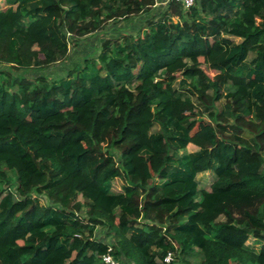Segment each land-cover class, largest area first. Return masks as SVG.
I'll list each match as a JSON object with an SVG mask.
<instances>
[{
  "label": "trees",
  "instance_id": "trees-1",
  "mask_svg": "<svg viewBox=\"0 0 264 264\" xmlns=\"http://www.w3.org/2000/svg\"><path fill=\"white\" fill-rule=\"evenodd\" d=\"M156 2L0 0V264H264V0Z\"/></svg>",
  "mask_w": 264,
  "mask_h": 264
},
{
  "label": "rangeland",
  "instance_id": "rangeland-1",
  "mask_svg": "<svg viewBox=\"0 0 264 264\" xmlns=\"http://www.w3.org/2000/svg\"><path fill=\"white\" fill-rule=\"evenodd\" d=\"M159 8L160 6H157L156 8H154L152 13L157 15L159 12H161ZM144 21H145V16H138V17L131 18L130 20L126 22L125 21L120 22V23L109 22L103 30L97 33H94L90 36H87L82 41H79L77 46L75 47L71 46L70 52L67 58L63 60L62 62H60L59 64H56L47 70L27 72L25 73V77L30 80H33L40 76V77L46 78L48 82L61 81L62 79L66 78V75L73 67L82 66V62L85 58L89 60L96 59L99 53L101 52V45L104 41H107V40L114 41L115 39H122V37L124 36L134 37L136 33L145 26ZM232 41L235 43L239 42L238 39H232ZM76 47H79V48H76ZM251 58H249V60ZM95 61L96 63H100L98 60H95ZM0 69H2V67H0ZM201 69L204 70L208 75L212 76L211 72L208 70L206 66H202ZM175 87H177V84H175ZM184 89L185 88L183 89L178 88L179 94L182 98L188 97V93ZM225 92L226 91H224V93ZM191 100L195 102L194 98H191ZM203 118L205 121H207L206 116ZM156 130L157 128H153L152 131L156 132ZM194 151H196V148L190 145L187 148L186 153H190ZM182 154H184L183 151L179 152L178 157H180ZM212 177L213 176L207 171L198 175V178L200 179V189L208 190L212 183V179H213ZM114 188L115 190H119L121 188V182L116 180L114 182ZM96 237L97 239H106V241H110V242L113 241L112 238H107V234L104 231L103 232L99 231ZM257 245L258 246H256V250L259 249V244Z\"/></svg>",
  "mask_w": 264,
  "mask_h": 264
},
{
  "label": "built area",
  "instance_id": "built-area-1",
  "mask_svg": "<svg viewBox=\"0 0 264 264\" xmlns=\"http://www.w3.org/2000/svg\"><path fill=\"white\" fill-rule=\"evenodd\" d=\"M177 3H180L184 9H189L194 5L195 0H173ZM102 264H119L118 261H116L113 256L110 254V251L106 254H104L101 257ZM173 262V256L171 253H167V255L163 259V264H172Z\"/></svg>",
  "mask_w": 264,
  "mask_h": 264
},
{
  "label": "crops",
  "instance_id": "crops-1",
  "mask_svg": "<svg viewBox=\"0 0 264 264\" xmlns=\"http://www.w3.org/2000/svg\"><path fill=\"white\" fill-rule=\"evenodd\" d=\"M166 1L167 0H157L155 7H157V6H160V7L161 6H164Z\"/></svg>",
  "mask_w": 264,
  "mask_h": 264
}]
</instances>
